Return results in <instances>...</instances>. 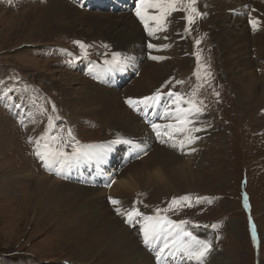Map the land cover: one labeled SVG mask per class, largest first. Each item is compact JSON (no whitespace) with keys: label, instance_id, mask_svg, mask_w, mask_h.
Segmentation results:
<instances>
[{"label":"rangeland","instance_id":"rangeland-1","mask_svg":"<svg viewBox=\"0 0 264 264\" xmlns=\"http://www.w3.org/2000/svg\"><path fill=\"white\" fill-rule=\"evenodd\" d=\"M209 1L198 0L196 7L201 13H205ZM215 1L219 2L221 7L228 8L231 15L228 24H236L234 29L237 26L243 27L241 22L238 23L232 18L239 14V11L242 17L247 19L251 17L252 6L244 9L239 0H236L239 2L237 4L232 0ZM252 1L264 7V0ZM57 3L81 10L85 14L100 15L99 18H107V14L110 13L128 17L136 7L135 0H58ZM40 6L45 7L46 0H0V264H92L88 261L81 263L78 255L73 252L71 241L64 232L69 224L63 223L62 227H58L53 221L38 218L39 215L31 216L29 201L32 202L33 195L30 183L27 180H17L32 175L34 179L44 172L51 178L64 182L63 178L46 170L35 154V141L49 129L50 120L52 134L60 133L66 137L71 130L72 136L82 145L107 144L114 139L113 136L121 137V131L110 132V129L103 127L91 114L77 112V108L82 107L71 106L73 101L77 102L75 91L83 86V83H80L82 81L90 84L98 98H102L103 101L117 99L118 105L125 108L126 114L136 120L138 112L124 102L128 98H141L140 96L136 98L133 90L136 89L135 82L140 77V68L148 62V56L145 50L138 51L137 55L140 53L137 56L140 65L138 72L127 67L132 63L126 60L118 63L121 68H125L115 72L108 83H105L100 75V82L97 85L94 83V80H97L95 76L101 73L104 61H111L113 57L109 46L101 38L88 37L86 31L88 25L83 29L87 37L57 31L51 33V37L45 41L32 42L25 33L19 31L18 24L26 17V12ZM183 13L185 16L186 13ZM204 20L203 15L196 17L190 26L185 19L181 22L191 54L190 66L185 69L186 72L183 71L184 75L172 80L168 74L160 83V87L153 90L149 87L143 89L145 92L150 91L148 96H151L169 82L162 89L165 93L169 90L188 93L198 83L194 75L197 71L204 82L202 90L198 93V99L203 100L205 105L202 117L204 123L199 126L206 130L198 133L200 139L186 149L187 154L181 156L179 165L177 164L173 171L176 180H159L154 171L153 177H156L150 180L151 182L145 181L142 173H135L131 177V183H128L124 176L126 168L144 158L151 150V145L145 146L146 155H141L135 160H125L123 148L114 145L112 152H109L103 161L79 163L89 165V175L100 183V187H79L75 185L76 183L71 185L74 184L73 186L81 189L88 188L90 191L87 199L91 202H105L104 198L109 197L120 200L121 208H127V204L135 203L137 209L147 216H154L157 209L169 208L173 198L188 195L191 197V207L187 203L172 205L169 211L161 212V215L176 222L186 220L190 228L192 225L201 226L195 230L196 234L201 238L213 240L212 250L207 254L204 264H264V113L261 115L262 119H258L262 122L254 120L255 113L264 109V104H261L264 98L260 96L263 84L256 87L254 102L259 98L260 101L256 102L251 110L245 108L244 104L241 105L231 87L232 83L218 77V57L212 40L213 30L202 25ZM56 21L55 19L54 23H59L58 26H69L66 19ZM171 23L173 28L169 29V32L168 29L163 31V35L169 34L170 30L181 34L179 23L175 20ZM186 26L189 28L188 31H185ZM75 28L80 30L78 24ZM200 34L205 37L197 38ZM198 40L199 44L196 43ZM76 41L86 46V55L84 50L74 43ZM177 49L174 42L170 43L167 52L158 55L163 59L154 61L163 74H167L173 67L172 62ZM118 57L122 61V57ZM257 69H260V65L238 75L246 76L248 73L257 75ZM115 70L118 69L103 73V78L109 77ZM208 73L215 81L213 85L205 84V79L209 78ZM71 76L79 80H74L69 85L63 84L64 80L70 79ZM183 79H188L190 85L175 84V81ZM106 84L107 88L112 87V90L101 86ZM62 87L67 90L66 99L74 98L71 102L68 103L59 92ZM218 88H223L228 95ZM214 93H219L220 97ZM221 96H226L228 100L224 101L226 109H223L224 106L218 101ZM159 105L160 112L155 118L149 119V125L153 122L162 123L160 115L163 103ZM53 106L55 111H52ZM149 113L156 114V107ZM163 121L166 124L171 122ZM93 122L97 128L91 127ZM136 124L142 123L138 121ZM216 127L218 132H212L211 130L217 129ZM104 137L109 139L103 140ZM29 138L32 139V143H29ZM147 139L148 137H145L144 145L149 142ZM41 143L43 144V141ZM166 146H169L171 151L177 150L172 148L170 143ZM150 152L155 153L156 150ZM14 174L17 175V180ZM123 181L125 184L121 185ZM18 187H25L27 194L23 193L25 190L21 192L17 189ZM9 192L18 197H10ZM197 197L204 199L201 203H196ZM47 205L52 206L51 202H47ZM204 225L209 227L204 228ZM212 225L217 227L213 229ZM131 226L130 230L135 235L142 231L140 219ZM217 236L219 240L215 239ZM159 241L163 243V237ZM148 248L150 253L151 246ZM151 253V257L146 255L145 257L153 261L156 259L155 253ZM181 259L179 260L177 253L175 257L170 258L171 262L168 258L166 260L169 264H194L193 261ZM164 262L158 261L157 264Z\"/></svg>","mask_w":264,"mask_h":264},{"label":"bare ground","instance_id":"bare-ground-1","mask_svg":"<svg viewBox=\"0 0 264 264\" xmlns=\"http://www.w3.org/2000/svg\"><path fill=\"white\" fill-rule=\"evenodd\" d=\"M57 1L58 0H46L45 7L40 6L39 8L31 9L26 12V17L18 24L19 31L25 33L27 37L32 40V42L45 41L48 37H51V33L57 31L67 32L68 34L74 33V35H81L82 37L90 36V38H101L111 49V54L122 57V63L126 62V60L129 61V63H132L127 67H131L135 72H138V67L140 66L139 59L137 57L140 53L139 55H137V53L138 51L140 52L141 50H145L148 56V62H145L140 68V77L135 82L136 89L133 90V95L136 96V98L148 96L150 91L145 92L143 89L149 87L153 90L160 87V83L166 78V76H168V74L172 80L174 78H180L184 75L183 71L190 66V45L184 36L183 25L181 24L184 20L183 11L172 13L167 24L168 28H166V30L168 29L167 32H169V29L173 28V24L171 22L175 20L179 23L181 34H179V32H175L174 30H170L171 32L165 36L163 35V31H157L154 35H150L149 31L145 29L144 25L135 15L134 9L128 17L121 14L115 16L110 13L107 14V18H99L100 15H93L91 13L85 14L81 10L73 9L67 5L58 4ZM232 1L236 2V0ZM239 2H241V7L244 9L249 5L252 6L250 18L256 19L259 22L257 30H253L249 24L250 18L247 19L246 17H242L238 9H235V11H239V14L234 15L232 18L238 23L241 22L243 27L237 26L236 29H234L236 24H228L231 17L229 11L227 10L228 8L221 7L219 2L215 0L209 1L207 9L204 13L205 20L202 22V25L208 27L210 30H213L212 40L214 41L215 48L217 49L218 57V77L220 79L225 78L229 83L231 82V87L233 88V91L238 97L241 105L244 104L245 108L251 110L256 102L260 101L259 98L254 102V93L256 92L258 84H263L260 96L264 98V7L254 4L252 0H239ZM239 2H236V4ZM234 7H236V5ZM125 15H127V13H125ZM133 15H135V18H133ZM114 18L116 19L115 21L113 20ZM55 19L57 20L56 22L66 19L69 21H67L69 26H63L62 24V26H58L59 23H54ZM76 24L80 26V30H76ZM85 25H88V29L86 30L88 33L87 36L83 31L86 27ZM204 37V35L200 34L197 38ZM172 42H174L178 48L176 50L175 58L172 57L173 67L167 74H163L161 68L154 63L155 60L149 59V56H158L162 52H167L169 45ZM149 44L154 45V47L150 49L148 47ZM98 47L100 48V46ZM258 65H260V69H257V75L250 73L245 74L247 76V80L246 76L238 75V73L243 71L245 72L255 69ZM102 67L103 68L100 70L101 73H98V75L95 76L97 80H94V83L97 85H99L98 82H100V75L103 81L108 83L110 78L115 75V72L125 68H121L119 64L111 66L104 64ZM112 69L118 70H115L109 77L103 78V73L106 74ZM69 78L70 79H65L63 84L69 85L72 81L79 80L77 78L73 79L72 76ZM180 81H184L183 85H190L188 79ZM213 82L215 83L211 75L208 79H205V84L210 83L213 85ZM80 83H83V86L79 87L75 91L77 102L73 101L71 105L73 107H82L77 108V112L91 114L93 118L97 119L103 127L110 129V132H114V130L121 131L122 138L132 139L144 144L145 137H148L149 142L147 139L146 141L148 143L145 144V146L151 145V150H156L155 153H151L150 150L140 161H135V164L128 166L124 173L126 178L125 180H127L128 183H131V177H133L135 173H142L145 181L149 182L156 177H153L154 171L159 180H176L173 171L175 170L177 164L179 165L178 162L181 161V156L184 154H181L178 149L176 151H171L168 148L169 146H166L167 143L161 142V140H167V136H161L158 138L152 127L148 128L151 126L148 124L150 122L149 119L155 118L158 115L157 113L160 112L161 105L155 106L156 114L149 113L150 111H153V109L148 111H139L137 117H135L138 120H134L133 117H130L131 115L128 116L126 114V111H124L125 108L118 105V102L116 101L117 99L103 101L102 98H98L96 96L90 88V84L83 81ZM101 86L107 88V84ZM111 88L112 87H109L107 90ZM210 88L213 89V87ZM218 89L222 90L221 92L225 93V95H228L223 88ZM201 90L202 88H200L199 93ZM59 92L63 94L65 97L64 99L67 100L68 103L74 99H66L67 90L65 87L60 88ZM126 94L128 95L129 93ZM218 101H220V103L224 106L223 109L227 108V106L224 105V101H228L226 96H221ZM262 101L263 102L261 104H264V99ZM85 105L88 109H86ZM262 113H264V109L256 112L254 120L262 119ZM138 121L142 124H136ZM258 121L262 122L260 120ZM82 122L89 123L88 121ZM161 122L162 125L166 124L163 120H161ZM91 127L97 128L94 122L91 124ZM211 131L216 133L218 132V128ZM197 135L199 134L197 133ZM109 136L112 137L111 135ZM112 138L115 137L113 136ZM105 139H109V137H104L103 140ZM115 146L123 148L124 155L126 157L125 160H135V156L130 154L126 145L118 144ZM111 152L112 151H110V153ZM65 174L67 177L63 178L65 183L51 178L44 172L41 173V176L35 177L34 179V175H32L31 177L23 176L17 180V175L14 174L17 181L27 180L30 183V189H32L31 191L33 195L32 202L29 201L31 207L30 211L32 213L31 216L36 217L39 215L40 217L38 218L53 221L58 225V227H62L64 225L63 223L69 224L67 229L64 231L65 236L71 241L73 252L78 255V260L81 261V263L88 261L92 264H157L158 260L156 258V252L162 243L160 241H154L151 246V252L155 253V260L151 261L145 257V255L151 257L152 253H148L149 246H146L143 242L142 231H138L139 235H135L133 231L130 230V226L132 224L126 223L123 215H117L115 208H113V205L110 203V199L114 198L105 197V202H91L87 199L88 192L90 191L88 188L81 189L73 186L76 183L75 185L79 187H100V183L95 181L94 178L89 175V165L79 163L75 164L73 167L67 169ZM71 183L74 184L71 185ZM120 184L124 185L125 182L123 181ZM17 189L21 190V192L25 190L26 192L23 193L25 195L27 194L25 187H18ZM9 194L12 198L18 197L13 192H9ZM97 196L100 197L99 195ZM47 202H51L52 206L47 205ZM84 204L85 206H82ZM133 206L137 208L135 203H129L127 204V208L122 209L130 210L129 208H132ZM139 219L141 220V218H135V221ZM124 225L126 227H123ZM178 256L179 260H182L181 258L189 260L180 253H178ZM170 258L171 257L168 258L169 262H171ZM162 264L169 263L166 260Z\"/></svg>","mask_w":264,"mask_h":264},{"label":"snow or ice","instance_id":"snow-or-ice-1","mask_svg":"<svg viewBox=\"0 0 264 264\" xmlns=\"http://www.w3.org/2000/svg\"><path fill=\"white\" fill-rule=\"evenodd\" d=\"M198 0H135L136 7L134 9L135 15L144 25L145 29L149 31L150 35H154L157 31H165L169 22V17L172 13L183 11L186 15L183 19L186 20L187 25L195 22L196 17H202L201 13L196 7ZM249 24L253 30L258 29L259 22L256 19H249ZM189 28L186 26L185 31ZM78 47L84 50V55L87 54L86 46L81 42H74ZM197 44L200 43L198 40ZM105 47H107L105 45ZM151 49L154 45L149 44ZM167 47V46H165ZM152 60H161L160 56H149ZM198 66H199V57ZM105 65H115L122 63L117 55H113L111 61H105ZM194 75L198 83L193 87L191 92H177L169 90L166 93L162 90L165 85L161 86L151 96H146L140 99L128 98L125 103L133 110L148 111L154 109L156 105L163 103V111L160 119L169 120L167 124L152 123L151 127L156 133L157 137L167 136V140H161L162 143H170L174 149H178L181 154H187L186 149L200 139L197 133L205 131L206 129L200 127L204 123L202 117L204 116V102L198 99V93L204 82L201 79L199 72ZM210 76V73L207 74ZM184 81L177 80L175 84H183ZM217 97L219 93H214ZM52 111H55L53 106ZM51 120L49 122V129L35 141V154L41 160L43 166L51 173H54L61 178L66 177V170L73 167L80 162L103 161L108 153L112 150L114 145L124 144L128 147L131 155L139 159L141 155L147 154V148L144 144L134 141L132 139L122 138L117 136L107 144L99 145H82L72 136L71 130L67 136L60 133L52 134ZM43 141V144L41 143ZM29 138V143H32ZM70 149V150H68ZM195 151V149H190ZM110 186V185H109ZM204 198L197 197L196 203H201ZM245 200L247 197L245 196ZM110 203L114 206L117 215H123L125 222L132 224L135 218H141V230L143 234V242L146 246H152L154 241H159L163 237V243L159 246L156 252L158 261H165L169 257H175L177 253L184 255L194 264H204L207 254L212 250V239H204L196 234L200 225L188 226L189 222L182 220L179 222L172 221L166 216L161 215V212H167L172 205L187 203L191 207V197L188 195L179 198H173L169 208L157 209L154 216H147L142 214L135 206L130 210H123L119 205L121 201L118 199H110ZM208 228V225H204ZM213 229L217 225L211 226ZM219 240V237H215ZM253 239L255 240V229H253Z\"/></svg>","mask_w":264,"mask_h":264}]
</instances>
